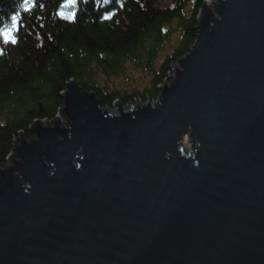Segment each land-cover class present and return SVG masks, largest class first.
Here are the masks:
<instances>
[{
  "label": "water",
  "instance_id": "95a60500",
  "mask_svg": "<svg viewBox=\"0 0 264 264\" xmlns=\"http://www.w3.org/2000/svg\"><path fill=\"white\" fill-rule=\"evenodd\" d=\"M61 95L0 170V264H264V0H206L152 102Z\"/></svg>",
  "mask_w": 264,
  "mask_h": 264
},
{
  "label": "trees",
  "instance_id": "16d2710c",
  "mask_svg": "<svg viewBox=\"0 0 264 264\" xmlns=\"http://www.w3.org/2000/svg\"><path fill=\"white\" fill-rule=\"evenodd\" d=\"M162 1L0 0V31L17 20L15 43L0 35V159L34 119L55 117L70 79L101 106L156 100L206 0Z\"/></svg>",
  "mask_w": 264,
  "mask_h": 264
},
{
  "label": "snow or ice",
  "instance_id": "6c2138e0",
  "mask_svg": "<svg viewBox=\"0 0 264 264\" xmlns=\"http://www.w3.org/2000/svg\"><path fill=\"white\" fill-rule=\"evenodd\" d=\"M25 2L27 3V0H25ZM11 23V28L5 27L2 31H0V35L3 36L5 43L9 42L10 40L11 42L15 43V39L12 36V33L16 30L17 25V20L15 16L11 18Z\"/></svg>",
  "mask_w": 264,
  "mask_h": 264
},
{
  "label": "flooded vegetation",
  "instance_id": "af4514ba",
  "mask_svg": "<svg viewBox=\"0 0 264 264\" xmlns=\"http://www.w3.org/2000/svg\"><path fill=\"white\" fill-rule=\"evenodd\" d=\"M31 132V130H30ZM21 133V132H20ZM19 133V134H20ZM23 133V132H22ZM32 133V132H31ZM33 135V133H32ZM30 135L29 138L32 136ZM18 137V136H17ZM12 150L9 151V153L6 154L5 157H3V159H0V170L5 169L6 167H8V165L10 164V155H11Z\"/></svg>",
  "mask_w": 264,
  "mask_h": 264
},
{
  "label": "rangeland",
  "instance_id": "374dc122",
  "mask_svg": "<svg viewBox=\"0 0 264 264\" xmlns=\"http://www.w3.org/2000/svg\"><path fill=\"white\" fill-rule=\"evenodd\" d=\"M162 4H169V0H163L162 1ZM138 74V76H139V78H142L143 77V74H139V73H137ZM131 84H134V82L133 83H131ZM183 145L186 147V148H190V146H189V143L187 142V138L186 137H184V139H183Z\"/></svg>",
  "mask_w": 264,
  "mask_h": 264
},
{
  "label": "bare ground",
  "instance_id": "6f19581e",
  "mask_svg": "<svg viewBox=\"0 0 264 264\" xmlns=\"http://www.w3.org/2000/svg\"><path fill=\"white\" fill-rule=\"evenodd\" d=\"M18 136H19V135H18ZM16 138H17V137H16ZM16 138H15V139H16ZM15 139H14V141H15Z\"/></svg>",
  "mask_w": 264,
  "mask_h": 264
}]
</instances>
